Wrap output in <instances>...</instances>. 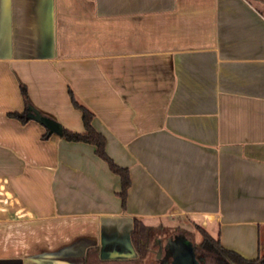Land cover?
<instances>
[{"label":"crops","instance_id":"crops-1","mask_svg":"<svg viewBox=\"0 0 264 264\" xmlns=\"http://www.w3.org/2000/svg\"><path fill=\"white\" fill-rule=\"evenodd\" d=\"M70 91L125 205L93 144L29 116L83 132ZM135 219L264 253V0H0V264H146Z\"/></svg>","mask_w":264,"mask_h":264},{"label":"trees","instance_id":"trees-1","mask_svg":"<svg viewBox=\"0 0 264 264\" xmlns=\"http://www.w3.org/2000/svg\"><path fill=\"white\" fill-rule=\"evenodd\" d=\"M23 94L26 97L25 88H23ZM70 96L73 106L81 111L84 130L83 132H74L63 128L62 135L69 141L86 142L95 146L96 154L107 162L111 171L119 176V196L121 198L122 205H125L127 192L131 184L128 170L115 164L107 155L105 150V137L92 125L94 116L93 113L77 102L72 91H70ZM9 115L19 118L23 122L29 119L26 115V110L22 113H10ZM47 136L48 133H45L44 137ZM198 228L202 234V240L198 245H196V251L202 254L204 258L209 256L214 264H264V253L256 259L244 258L237 252L223 247L218 239H214L205 230L200 227ZM151 230L152 227L145 225L139 219H135L134 227L131 232V240L141 257H144L147 252V242L149 240Z\"/></svg>","mask_w":264,"mask_h":264},{"label":"water","instance_id":"water-1","mask_svg":"<svg viewBox=\"0 0 264 264\" xmlns=\"http://www.w3.org/2000/svg\"><path fill=\"white\" fill-rule=\"evenodd\" d=\"M31 110L33 109L31 108ZM29 116L43 124L47 128L49 134H63L62 126L53 119L40 114L36 110L34 113L29 114ZM166 248L168 254L172 257L171 264H198L192 246L185 243L181 237L170 240Z\"/></svg>","mask_w":264,"mask_h":264},{"label":"rangeland","instance_id":"rangeland-1","mask_svg":"<svg viewBox=\"0 0 264 264\" xmlns=\"http://www.w3.org/2000/svg\"><path fill=\"white\" fill-rule=\"evenodd\" d=\"M183 225V227H172V228H166V227H161V228H152L151 232H150V236H149V240L147 242V252L145 254L146 257H148V261L146 264H159L156 260H155V244H154V240L158 239L159 241H163L166 237H172L176 234H186L188 235L192 241L194 242V245H198L201 240H202V234L199 230V228L197 227L196 224L191 223L188 220H184L183 223L181 224ZM199 233L200 235V240L197 242L196 241V234ZM167 264H171V262L167 263ZM202 264H214L210 257L207 256L204 259V262Z\"/></svg>","mask_w":264,"mask_h":264},{"label":"flooded vegetation","instance_id":"flooded-vegetation-1","mask_svg":"<svg viewBox=\"0 0 264 264\" xmlns=\"http://www.w3.org/2000/svg\"><path fill=\"white\" fill-rule=\"evenodd\" d=\"M175 237L176 236H174L173 237V239H175ZM178 237H180V235H178ZM185 237V239H186V236H184ZM177 238V237H176ZM172 240V239H171ZM168 242H170V241H168ZM168 244V243H167ZM167 244H166V246H167ZM166 246H165V248L163 249L164 250V257H163V259L161 260V262L163 263L164 261H166L167 263H169V262H171L172 261V257L168 254V250H167V248H166ZM196 246H194V252H195V256H196V258L197 259H201L202 261L201 262H203L204 261V256L202 255V254H200V253H198L197 251H196V248H195ZM166 259V260H165Z\"/></svg>","mask_w":264,"mask_h":264}]
</instances>
